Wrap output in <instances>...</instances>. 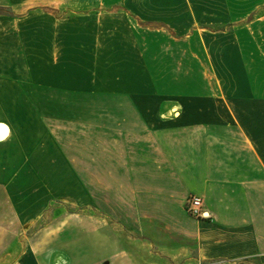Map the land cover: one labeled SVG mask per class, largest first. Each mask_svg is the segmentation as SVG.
Segmentation results:
<instances>
[{
	"label": "crops",
	"instance_id": "1",
	"mask_svg": "<svg viewBox=\"0 0 264 264\" xmlns=\"http://www.w3.org/2000/svg\"><path fill=\"white\" fill-rule=\"evenodd\" d=\"M74 1L128 9L195 57L179 69L192 74L170 85L147 61L120 65L85 92L66 69L64 83L50 84L58 94L12 97L65 107L59 119L52 106L49 119L31 108L0 117L9 130L0 167L49 169L35 182L72 185L64 199L82 210L40 227L0 264H264V0H13L0 6L9 9L0 88L26 78L25 68L11 71L12 9ZM190 195L202 200L200 218L186 212ZM14 215L25 222V211ZM7 226L0 221V249Z\"/></svg>",
	"mask_w": 264,
	"mask_h": 264
},
{
	"label": "rangeland",
	"instance_id": "2",
	"mask_svg": "<svg viewBox=\"0 0 264 264\" xmlns=\"http://www.w3.org/2000/svg\"><path fill=\"white\" fill-rule=\"evenodd\" d=\"M12 1L0 0V6ZM10 14L15 18L9 20L8 25L11 60H17L11 62V71L17 66L25 68L26 78L20 81L16 78L11 80L15 81L14 86L0 88V117L9 116L16 121L18 116L24 118L26 109L31 108L38 115L42 111L49 119V107L52 106L56 113L51 119H59L57 111L65 105L44 102L25 105L12 97L58 94L50 92V84L64 83L66 72L63 70L66 69L77 89L87 86L85 92L96 90L100 82L109 78L114 67L120 65H140L147 61L154 68L155 79L163 76L170 85L192 74L179 69L193 64L195 57L181 54L182 50L173 46V40L161 30L135 23L128 9L74 1L62 7L41 3L38 7L13 8ZM2 100L6 102L2 103ZM75 103L72 105V128L74 133H80L81 104ZM40 172L47 174L50 171L39 167H0V221L7 222L3 233L10 241L8 246L0 249V254L17 252L18 243L33 240L40 227L54 219L65 218L67 213L82 210L79 205L64 199L66 187L72 185L35 182L40 179L35 176ZM79 186L73 185L75 192L80 190ZM18 210L25 211V222L14 225L13 221L18 218L14 213Z\"/></svg>",
	"mask_w": 264,
	"mask_h": 264
},
{
	"label": "built area",
	"instance_id": "3",
	"mask_svg": "<svg viewBox=\"0 0 264 264\" xmlns=\"http://www.w3.org/2000/svg\"><path fill=\"white\" fill-rule=\"evenodd\" d=\"M185 209L190 216L200 218L202 216L201 198L194 195L188 196L186 199Z\"/></svg>",
	"mask_w": 264,
	"mask_h": 264
},
{
	"label": "bare ground",
	"instance_id": "4",
	"mask_svg": "<svg viewBox=\"0 0 264 264\" xmlns=\"http://www.w3.org/2000/svg\"><path fill=\"white\" fill-rule=\"evenodd\" d=\"M8 133V127L5 124L0 123V142L8 136Z\"/></svg>",
	"mask_w": 264,
	"mask_h": 264
},
{
	"label": "trees",
	"instance_id": "5",
	"mask_svg": "<svg viewBox=\"0 0 264 264\" xmlns=\"http://www.w3.org/2000/svg\"><path fill=\"white\" fill-rule=\"evenodd\" d=\"M0 14L1 15H9V9H6L4 7H0Z\"/></svg>",
	"mask_w": 264,
	"mask_h": 264
}]
</instances>
